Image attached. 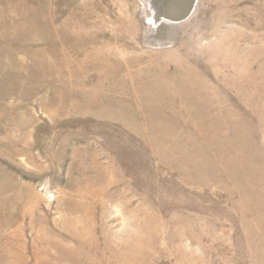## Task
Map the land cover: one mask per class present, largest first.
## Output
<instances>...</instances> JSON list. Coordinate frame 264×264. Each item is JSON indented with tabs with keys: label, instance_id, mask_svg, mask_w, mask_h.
<instances>
[{
	"label": "rangeland",
	"instance_id": "1",
	"mask_svg": "<svg viewBox=\"0 0 264 264\" xmlns=\"http://www.w3.org/2000/svg\"><path fill=\"white\" fill-rule=\"evenodd\" d=\"M0 0V264H264V0Z\"/></svg>",
	"mask_w": 264,
	"mask_h": 264
},
{
	"label": "water",
	"instance_id": "2",
	"mask_svg": "<svg viewBox=\"0 0 264 264\" xmlns=\"http://www.w3.org/2000/svg\"><path fill=\"white\" fill-rule=\"evenodd\" d=\"M195 0H156L155 19L161 18L177 23L185 19L194 7Z\"/></svg>",
	"mask_w": 264,
	"mask_h": 264
}]
</instances>
